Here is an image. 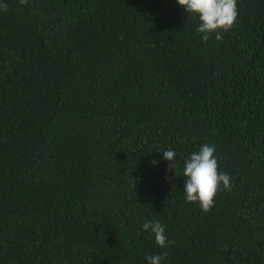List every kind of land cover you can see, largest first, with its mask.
<instances>
[{"label":"trees","instance_id":"1","mask_svg":"<svg viewBox=\"0 0 264 264\" xmlns=\"http://www.w3.org/2000/svg\"><path fill=\"white\" fill-rule=\"evenodd\" d=\"M2 3L0 264H264V0L207 42L177 0ZM205 143L232 184L207 213Z\"/></svg>","mask_w":264,"mask_h":264},{"label":"clouds","instance_id":"2","mask_svg":"<svg viewBox=\"0 0 264 264\" xmlns=\"http://www.w3.org/2000/svg\"><path fill=\"white\" fill-rule=\"evenodd\" d=\"M21 5L28 0H18ZM177 3L188 13V17L198 19L199 26L196 31L202 35V40L207 42L213 34L215 39L221 41L222 33L229 32L235 27L239 9L237 0H177ZM0 10L7 12L8 5L0 4ZM163 150L162 158L169 162L172 169L176 153L172 149ZM156 164V161H152ZM184 186L183 192L188 203H198L204 213L211 211L215 206V197L221 191H231V177L220 171L219 161L214 145L205 143L198 151L192 152L183 163ZM145 232L154 236L155 244L161 249H166L174 241L169 240L165 227L158 220H146L142 224ZM167 256L163 254L148 255V264H162Z\"/></svg>","mask_w":264,"mask_h":264}]
</instances>
